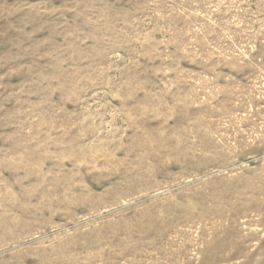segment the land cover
Returning <instances> with one entry per match:
<instances>
[{
	"label": "rangeland",
	"instance_id": "rangeland-1",
	"mask_svg": "<svg viewBox=\"0 0 264 264\" xmlns=\"http://www.w3.org/2000/svg\"><path fill=\"white\" fill-rule=\"evenodd\" d=\"M137 262L264 264V0H0V264Z\"/></svg>",
	"mask_w": 264,
	"mask_h": 264
},
{
	"label": "bare ground",
	"instance_id": "bare-ground-1",
	"mask_svg": "<svg viewBox=\"0 0 264 264\" xmlns=\"http://www.w3.org/2000/svg\"><path fill=\"white\" fill-rule=\"evenodd\" d=\"M131 262V261H130ZM135 264H138V262L137 263H135Z\"/></svg>",
	"mask_w": 264,
	"mask_h": 264
}]
</instances>
